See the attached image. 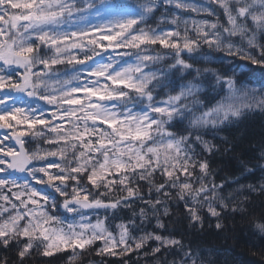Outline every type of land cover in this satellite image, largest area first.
<instances>
[{"label": "snow or ice", "instance_id": "1", "mask_svg": "<svg viewBox=\"0 0 264 264\" xmlns=\"http://www.w3.org/2000/svg\"><path fill=\"white\" fill-rule=\"evenodd\" d=\"M257 108L264 0H0V264H219L164 218L220 230L264 193L241 183L255 167L217 183L209 159Z\"/></svg>", "mask_w": 264, "mask_h": 264}, {"label": "trees", "instance_id": "2", "mask_svg": "<svg viewBox=\"0 0 264 264\" xmlns=\"http://www.w3.org/2000/svg\"><path fill=\"white\" fill-rule=\"evenodd\" d=\"M227 143L217 139L214 141L220 146V151L210 157L211 168L216 172V182L224 178L239 176L243 171L241 162L249 167H255V175L241 179L243 184H258L262 175L258 165L264 164L260 160L261 151H264V111L253 109L247 111L237 122L226 127L220 133ZM225 149H230L225 151ZM257 219H264V193L250 194L247 211L232 213L227 211L220 221L223 228L215 227V218L207 217L203 227L191 226L183 207L172 206L171 215L164 218L166 231L175 238L182 239L185 244L193 247L216 248L219 250V264H264V236L256 233L254 223ZM155 221L148 226L153 230ZM157 231H162L157 229ZM70 253L60 252L45 257L34 253L31 264H66ZM8 256L16 259L14 251H5L0 248V258ZM115 260V258H106ZM172 259V257H169ZM101 257L90 253L82 256L77 264H99ZM136 257L133 256V261ZM140 264H144L143 259Z\"/></svg>", "mask_w": 264, "mask_h": 264}]
</instances>
